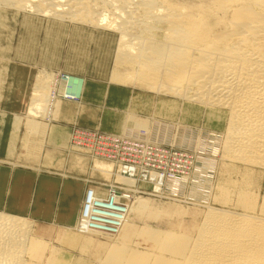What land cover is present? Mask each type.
<instances>
[{"label":"rangeland","instance_id":"374dc122","mask_svg":"<svg viewBox=\"0 0 264 264\" xmlns=\"http://www.w3.org/2000/svg\"><path fill=\"white\" fill-rule=\"evenodd\" d=\"M30 6L22 11L16 6L0 4V214L28 224L25 227L28 232L24 230L26 235L21 233L27 237V242L25 238V243L21 241L27 248L19 246L25 250L24 255L22 249L18 251L19 256H24V259L20 256L22 261L25 264H111L106 261L108 251L121 243L119 238L83 235L76 229L78 214L85 208L90 190H104L110 198L114 194L121 199L120 205L133 203V198L124 192L131 190L137 193L134 196L158 208L173 206L175 211L168 220L164 217L156 221L146 217L132 220L140 229L147 223L156 229L157 222L166 229L176 220L178 208L185 210L190 215L180 218L187 228L193 222L196 224L194 231L189 232L193 237L207 211L231 210V203L222 205L214 199L218 186L226 187L234 179L230 169L235 164L224 159L221 145L226 141L227 122L208 123L205 114L193 123L187 121L183 118L186 104L183 98L165 93L162 88L154 90L157 85L149 88L148 82V86L145 82H136L137 74L142 72L140 68L127 65L128 68L122 69L124 73L129 69V74L123 75V71L116 69L117 53L123 48L118 31L67 16L64 19L55 18L52 13L44 16ZM104 15L106 23L113 18L109 13ZM118 73L126 76L124 81ZM130 74L134 79L129 81ZM114 76L118 78L115 81ZM64 77L69 78L65 93L60 83ZM118 80L122 82L117 83ZM73 81L79 82L73 84ZM39 86H43L45 93ZM36 99L43 103L39 104V114L34 116L29 111ZM161 103L175 106V112L171 114L168 107L160 112ZM220 111L227 113L226 109ZM130 119L147 123L148 133L141 132L147 134L145 137L123 133V123ZM160 123L175 127L171 132L163 128L170 135L166 141L155 139L154 132L162 129ZM29 124L35 126L33 132ZM180 125L190 127L194 134L204 138L201 150L186 149L176 142ZM95 134L98 144L87 148L90 137ZM214 138L221 141L215 154L210 146ZM152 149H160L163 154L151 152ZM209 159L215 164L213 177L217 188L208 203L204 198L201 200L197 187L205 177L202 164ZM97 163L113 165L111 175L97 169ZM133 165L142 168L135 186L122 181L120 174L121 167ZM154 171L164 175V185L159 190L150 184L149 175ZM122 175L129 176L126 172ZM254 175L263 192L264 171L257 169ZM181 177L188 178L190 187L195 186L196 190L183 195L176 187L167 185ZM222 182L228 184L222 185ZM128 245L147 249L151 243L136 234Z\"/></svg>","mask_w":264,"mask_h":264},{"label":"bare ground","instance_id":"6f19581e","mask_svg":"<svg viewBox=\"0 0 264 264\" xmlns=\"http://www.w3.org/2000/svg\"><path fill=\"white\" fill-rule=\"evenodd\" d=\"M0 4L16 6L20 10L31 5L44 16L51 13L59 19L67 16L78 22L118 31L123 48L118 49L116 69L140 68L143 73L137 74L136 82L149 83V88L157 85L154 90L162 88L165 93L183 98L186 103L183 118L187 121L193 123L205 114L208 123L228 124L226 141L221 145L224 159L235 164L230 167L234 179L228 185L222 182L226 187H216L214 199L222 205L231 203V210L210 208L193 237L190 233L196 224L193 222L192 227L187 228L181 220V216L190 215L185 210L177 207L176 220L166 229L159 227L160 222L156 229L150 228V223L140 229L134 220L139 221L142 217L152 221L160 217L168 220L175 211L173 206L158 208L146 199L134 196L137 193L131 190L124 192L133 198V203L120 205L121 199L114 194L110 198L105 196L104 190H93L86 203V212L81 208L78 214L76 229L83 235L119 238L121 243L108 251L106 261L111 264H264V191L254 178L255 170L264 171V0H0ZM106 13L113 17L108 23ZM71 18L69 21H76ZM129 71L118 75L123 78L122 74L127 75ZM132 74L131 78L127 77L129 81L134 79ZM116 76L112 77L113 81L118 79ZM119 80L116 82H122ZM77 82L73 81V84ZM60 83L65 93L69 78L64 77ZM36 94L34 96H38ZM37 99L29 111L34 116L39 114V104L43 103ZM166 107V103H161L158 110L163 112ZM168 108L171 114L175 112V106ZM225 109L227 113L220 111ZM161 126L158 133L153 130L154 136L158 141H166L170 137L166 130L171 132L175 127ZM148 127L146 122L130 119L123 123L122 131L145 137L147 134L141 132H147ZM29 128L33 132L35 126L29 124ZM177 132L176 142L181 147L201 150L204 138L201 139L199 133L194 134L185 125L178 126ZM208 136L205 137L207 140ZM212 136L215 137V133ZM89 140L87 148L94 147L96 134ZM136 140L131 141L139 142ZM214 141L210 146L215 154L221 141ZM202 165L205 177L197 188L201 200L204 198L209 203L216 189L215 164L209 159ZM95 167L111 175L113 165L97 163ZM124 172L129 176L122 175ZM120 174L122 181L135 186L142 168L139 165L121 167ZM149 177L155 190L162 188L164 175L154 171ZM167 185L176 187L183 195L196 190L195 186L190 187L186 177ZM27 226L20 219L0 214V264H25L24 256L21 254V258L18 251L26 247L23 240L27 242V237H22L21 233L27 231ZM136 234L149 241L151 246L147 249L129 246L128 242ZM22 253L24 255L25 250Z\"/></svg>","mask_w":264,"mask_h":264},{"label":"built area","instance_id":"2783aa9c","mask_svg":"<svg viewBox=\"0 0 264 264\" xmlns=\"http://www.w3.org/2000/svg\"><path fill=\"white\" fill-rule=\"evenodd\" d=\"M96 144H98V139H97ZM151 152H154V153H157V154H163V151L160 150V149H159V150H154V149H152ZM165 154H166V153H165ZM127 174H128V173H127ZM91 195H92V193H91V191H89V192H88V195H87V202H86V203L89 202V200H90V198H91ZM86 207H87V205H85L84 212H86Z\"/></svg>","mask_w":264,"mask_h":264}]
</instances>
